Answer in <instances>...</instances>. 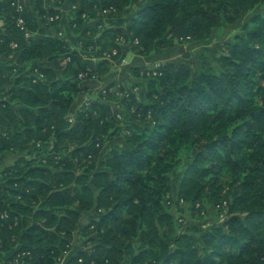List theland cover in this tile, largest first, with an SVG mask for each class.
<instances>
[{
    "label": "trees",
    "instance_id": "1",
    "mask_svg": "<svg viewBox=\"0 0 264 264\" xmlns=\"http://www.w3.org/2000/svg\"><path fill=\"white\" fill-rule=\"evenodd\" d=\"M242 20L218 65L133 67L143 98L115 109L111 82L74 111L126 51ZM5 154V264H264V0H0ZM172 206L225 218L183 226Z\"/></svg>",
    "mask_w": 264,
    "mask_h": 264
},
{
    "label": "rangeland",
    "instance_id": "2",
    "mask_svg": "<svg viewBox=\"0 0 264 264\" xmlns=\"http://www.w3.org/2000/svg\"><path fill=\"white\" fill-rule=\"evenodd\" d=\"M65 15L68 14L66 7H63ZM243 24V20L232 26H222L220 29L214 31L209 37L202 41L191 42L179 41L172 49L169 50H156L153 54L148 57H140L130 51H126L125 55L118 61H114V68L103 77L101 81L84 82L83 87L87 88V91L82 93L77 100V107H74V111L86 100L91 97H95L100 91L103 92L111 82H117V89L122 88L123 92L117 91L114 94V101H111L115 109L122 110L120 106V100L125 97L126 94H135L136 98H143L142 91L144 89L143 82H139L129 71L130 68L139 67L144 70H150L153 67L160 65L163 62H182L186 63L189 61H197V59L203 55L209 59L213 64L218 65V57L221 51L218 46L223 44L225 41L231 40L232 37L240 33V26ZM138 83L139 86L135 89L132 87ZM73 120V119H70ZM15 160L14 156H9L7 165L11 164ZM183 162V161H182ZM4 163L2 166H5ZM0 166V168L2 167ZM182 173V168L179 167L176 171V176L172 178V193L171 198L174 201L177 195L179 186L178 177ZM178 206L171 207V213L175 218L180 215L183 216L184 220L182 225L201 224L203 227H209L213 224H220L225 215L217 216L218 212L215 209H205L200 212H194L193 214L188 209H182ZM79 246L80 243H77Z\"/></svg>",
    "mask_w": 264,
    "mask_h": 264
},
{
    "label": "crops",
    "instance_id": "3",
    "mask_svg": "<svg viewBox=\"0 0 264 264\" xmlns=\"http://www.w3.org/2000/svg\"><path fill=\"white\" fill-rule=\"evenodd\" d=\"M62 11H63V13H65L64 10H62ZM91 82H94V81H91ZM78 104H79V103H76L75 107H77ZM74 109H75V108H74ZM9 156H12V155H10V154H5V155H3V160H2V162L0 163V166H2L4 163H6V165H5V166H2V167L0 168V170H1L2 168H4V167L10 165V164L7 165V160H8V158H9ZM0 264H5V259H4V258L0 261Z\"/></svg>",
    "mask_w": 264,
    "mask_h": 264
},
{
    "label": "built area",
    "instance_id": "4",
    "mask_svg": "<svg viewBox=\"0 0 264 264\" xmlns=\"http://www.w3.org/2000/svg\"><path fill=\"white\" fill-rule=\"evenodd\" d=\"M18 24H19V25H21V24H22V22L19 20V21H18ZM70 121H71V120H70Z\"/></svg>",
    "mask_w": 264,
    "mask_h": 264
}]
</instances>
